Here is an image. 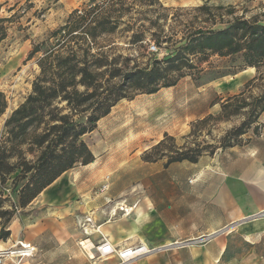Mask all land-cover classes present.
Instances as JSON below:
<instances>
[{"label":"rangeland","instance_id":"374dc122","mask_svg":"<svg viewBox=\"0 0 264 264\" xmlns=\"http://www.w3.org/2000/svg\"><path fill=\"white\" fill-rule=\"evenodd\" d=\"M201 6L207 9L200 10ZM75 10L87 17L81 27L76 32L67 29L62 36H55L54 32L67 22L74 25L70 15ZM0 17L9 18L5 22L7 35L0 42V91L8 102L0 116L1 141L7 119L33 90V82L40 74L39 59L44 50L55 43L65 49L89 45L92 53L105 56L109 67L116 66L122 71L151 67L155 59L164 60L171 56L183 38L200 26L219 30L236 17L264 23V0H0ZM96 18H105L107 27L114 26V29L96 38L85 36L82 30ZM38 44H44L43 51L30 58L31 51ZM152 45L156 51L151 49ZM190 57L196 67L188 70V74L173 86L161 87L155 93L126 87L132 97L121 99L99 119L93 131L83 136L94 152L96 162L90 165L79 163L68 170L71 184L88 179L102 187L107 182L109 188L104 191L112 192L107 203L117 205L124 199V192L119 191L124 190L125 185L137 184L144 178L155 179L146 177V171L169 167L173 163L167 164L168 156L156 161L144 158V154L166 134L174 136L178 146L200 144L208 146L209 151L214 148L213 154L205 151L199 159V166L215 170L233 166L237 173L241 169H264V110L242 135L240 144L225 149L219 147L221 138L249 117L250 106L243 107V100L252 102L264 92V62L257 67L249 66L243 53L219 55L209 52L207 60L203 54ZM121 79L116 77L113 82ZM227 101L231 104L230 113L222 116V104ZM208 115L213 118L205 125H194ZM26 156L33 160L35 153L27 152ZM12 161L16 162L17 157ZM18 174L19 171L12 173L0 186L4 208L10 210L18 205L20 189L26 181ZM97 175L99 181H96ZM256 179L264 181V176ZM29 204L23 208L18 206L19 216L28 215L26 208ZM249 219H264V210L246 218ZM224 232L228 234L230 231ZM206 239L196 238L189 245L204 249L210 240ZM230 245L236 254L230 259L237 261L235 264H264V227L254 238L245 242L233 238ZM80 246L83 249L81 242ZM85 253L93 262L98 261L97 264H119L116 256L107 258L94 252L96 257L91 258ZM197 253L198 262L209 264V258L200 256L203 254L200 251ZM187 256L181 252L180 257H165V260L166 263L185 264L190 259ZM155 258L149 264H156ZM213 264L220 262L214 260Z\"/></svg>","mask_w":264,"mask_h":264},{"label":"trees","instance_id":"16d2710c","mask_svg":"<svg viewBox=\"0 0 264 264\" xmlns=\"http://www.w3.org/2000/svg\"><path fill=\"white\" fill-rule=\"evenodd\" d=\"M71 18L75 21L74 25L67 22L54 32L55 36H62L67 29L68 32H76L82 21L87 19L78 14V10L71 13ZM8 19L0 17V42L7 35L5 22ZM91 22L82 30L85 36L91 38L114 29V26L107 27L105 18H96ZM183 40L166 59H155L151 67H135L128 71L109 67L105 56L92 53L89 45L65 49L60 43H55L44 50L38 61L40 74L33 82V90L7 119L6 131L0 141V186L17 171L18 177L26 179L20 189L19 203L11 210L4 208L5 200L0 193V240L10 236L9 226L19 216L18 206L26 207L48 185L79 163L87 165L95 160L96 156L83 136L93 131L99 119L106 116L121 99L132 97L126 87L155 93L161 87L173 86L188 74V70L196 67L190 55L203 54L204 60H207L209 52L219 55L243 53L249 66L257 67L264 62V23L257 20L236 17L227 27L219 30L200 26ZM43 46L36 45L29 57L43 51ZM119 76L122 79L113 82ZM7 106L6 96L0 91V116ZM230 106L229 101L222 104V116H229ZM247 106H250L249 117L229 130L221 138L219 147L225 149L240 144L242 135L264 110V92L252 102L244 99L243 107ZM211 118L213 115H208L194 125L203 126ZM24 145L28 148L24 149ZM205 151H209L208 146L200 144L178 146L175 137L166 134L144 154V158L156 161L168 156L167 164L178 161L196 163ZM27 152L35 153V158L28 160ZM208 153L213 154L214 148ZM15 157L17 161L13 162Z\"/></svg>","mask_w":264,"mask_h":264},{"label":"crops","instance_id":"0c3cea01","mask_svg":"<svg viewBox=\"0 0 264 264\" xmlns=\"http://www.w3.org/2000/svg\"><path fill=\"white\" fill-rule=\"evenodd\" d=\"M199 162L178 161L146 171V177L155 179L125 185L119 191L124 192V199L117 205L107 203L111 191H101L88 179L71 184L66 171L30 202L28 215L12 220L10 236L0 240V249L25 240L37 250L20 264H97L80 242L88 240L93 245L107 239L119 247L144 243L152 248L128 264H149L154 257L156 264H172L165 257H180L181 252L190 258L185 264H203L198 262L197 251L209 258V264L214 260L235 264L230 259L236 255L230 241H248L264 227V219L246 220L264 210V181L256 179L264 176V169L237 173L233 166L215 170ZM196 238L210 240L198 250L189 245ZM3 264L14 263L6 260Z\"/></svg>","mask_w":264,"mask_h":264},{"label":"built area","instance_id":"2783aa9c","mask_svg":"<svg viewBox=\"0 0 264 264\" xmlns=\"http://www.w3.org/2000/svg\"><path fill=\"white\" fill-rule=\"evenodd\" d=\"M151 49L153 51L157 50L154 45L151 46ZM108 187L109 184L105 182L101 187V191H104ZM92 249L98 256H116L119 259V264H128L132 260L152 251V248L144 243L119 247L115 246L107 239H104L97 244H93ZM36 250V246L32 243L25 240H19L13 246L0 251V264H3L6 260H11L14 264H20L24 259L31 257ZM95 257L96 256L94 255L92 258Z\"/></svg>","mask_w":264,"mask_h":264},{"label":"bare ground","instance_id":"6f19581e","mask_svg":"<svg viewBox=\"0 0 264 264\" xmlns=\"http://www.w3.org/2000/svg\"><path fill=\"white\" fill-rule=\"evenodd\" d=\"M82 247L88 251V253H89L91 258L94 257V252H93V249H92L93 245H92V243L90 241H88V240L83 241L82 242Z\"/></svg>","mask_w":264,"mask_h":264}]
</instances>
